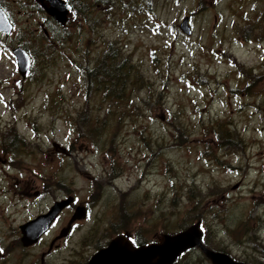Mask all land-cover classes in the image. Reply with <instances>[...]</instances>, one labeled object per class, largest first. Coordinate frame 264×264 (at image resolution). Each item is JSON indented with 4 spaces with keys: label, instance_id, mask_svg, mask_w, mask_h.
<instances>
[{
    "label": "rangeland",
    "instance_id": "1",
    "mask_svg": "<svg viewBox=\"0 0 264 264\" xmlns=\"http://www.w3.org/2000/svg\"><path fill=\"white\" fill-rule=\"evenodd\" d=\"M68 1L60 27L36 0H0V264H85L117 234L143 245L197 220L205 246L263 262L264 0ZM109 44L129 71L117 96ZM67 194L23 248L19 225ZM81 203L87 218L41 261ZM173 264L211 263L194 247Z\"/></svg>",
    "mask_w": 264,
    "mask_h": 264
},
{
    "label": "water",
    "instance_id": "2",
    "mask_svg": "<svg viewBox=\"0 0 264 264\" xmlns=\"http://www.w3.org/2000/svg\"><path fill=\"white\" fill-rule=\"evenodd\" d=\"M40 3L57 23L64 25L67 19V3L63 0H40ZM187 19V17H184L180 28L184 33L189 34L190 28ZM2 30L9 33L11 24L6 18L5 12L0 7V31ZM12 51L16 57L18 71L24 76L30 64L29 55L20 46L14 48ZM70 201L71 198L56 202L47 213L38 215L33 220L20 225L22 233L20 240L22 244L30 245L35 242L41 233L46 230L59 210ZM83 216L84 209H78L72 216L70 222L75 218H81ZM66 232V229L61 231L59 236L65 235ZM200 236L201 232L198 229L197 223L190 225L187 229L176 234H165L163 240L159 243H151L138 247H134L126 235H117L106 246L95 252L86 264H171L178 258L181 252L196 245L201 248L212 264H246L232 259L224 252L214 251L203 246L200 242Z\"/></svg>",
    "mask_w": 264,
    "mask_h": 264
},
{
    "label": "trees",
    "instance_id": "3",
    "mask_svg": "<svg viewBox=\"0 0 264 264\" xmlns=\"http://www.w3.org/2000/svg\"><path fill=\"white\" fill-rule=\"evenodd\" d=\"M108 47L103 54L106 65L102 72V83H107L106 90H109L112 96H117L121 94L122 87L126 84L125 80L129 71H124L126 59L116 61L119 51L113 50L111 44Z\"/></svg>",
    "mask_w": 264,
    "mask_h": 264
},
{
    "label": "flooded vegetation",
    "instance_id": "4",
    "mask_svg": "<svg viewBox=\"0 0 264 264\" xmlns=\"http://www.w3.org/2000/svg\"><path fill=\"white\" fill-rule=\"evenodd\" d=\"M56 243H57V240L56 241H54V242H51V244L49 245L51 248H53L54 247V245H56ZM47 252H49V251H47Z\"/></svg>",
    "mask_w": 264,
    "mask_h": 264
}]
</instances>
